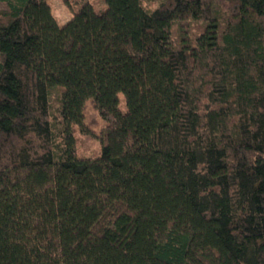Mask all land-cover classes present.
<instances>
[{
    "label": "trees",
    "instance_id": "1",
    "mask_svg": "<svg viewBox=\"0 0 264 264\" xmlns=\"http://www.w3.org/2000/svg\"><path fill=\"white\" fill-rule=\"evenodd\" d=\"M49 1L0 0V264H264V0Z\"/></svg>",
    "mask_w": 264,
    "mask_h": 264
},
{
    "label": "rangeland",
    "instance_id": "2",
    "mask_svg": "<svg viewBox=\"0 0 264 264\" xmlns=\"http://www.w3.org/2000/svg\"><path fill=\"white\" fill-rule=\"evenodd\" d=\"M160 0H144V5L147 9H155L158 6ZM96 5L97 9H103L105 4L103 0H92ZM50 6L52 7L53 14L59 23V25L65 26L73 18L72 10L64 4L63 0H50ZM122 106L125 105L123 97H121ZM103 127V122L101 121L98 112L93 107L89 105L87 109V122L86 128L88 134H82L80 130L75 129L76 140H77V150L78 155L85 159H95L100 155L101 145L97 138L100 130Z\"/></svg>",
    "mask_w": 264,
    "mask_h": 264
}]
</instances>
